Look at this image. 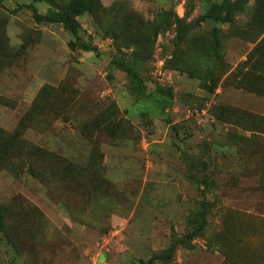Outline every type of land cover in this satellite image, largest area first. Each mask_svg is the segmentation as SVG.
<instances>
[{
	"label": "rangeland",
	"instance_id": "374dc122",
	"mask_svg": "<svg viewBox=\"0 0 264 264\" xmlns=\"http://www.w3.org/2000/svg\"><path fill=\"white\" fill-rule=\"evenodd\" d=\"M70 2L0 0V264H264V0Z\"/></svg>",
	"mask_w": 264,
	"mask_h": 264
},
{
	"label": "trees",
	"instance_id": "16d2710c",
	"mask_svg": "<svg viewBox=\"0 0 264 264\" xmlns=\"http://www.w3.org/2000/svg\"><path fill=\"white\" fill-rule=\"evenodd\" d=\"M86 0H71L69 8L67 11H64L62 13L59 12H49L46 15H35V20L37 22H44V23H61L64 28L73 33L76 34L79 29V23L77 21V18L80 16L84 3ZM86 47V46H84ZM120 67L122 70L126 71L130 75H133L132 70L126 66L125 64H120ZM3 217L0 210V231L3 230ZM158 259V256H153L147 264H152L155 260Z\"/></svg>",
	"mask_w": 264,
	"mask_h": 264
}]
</instances>
